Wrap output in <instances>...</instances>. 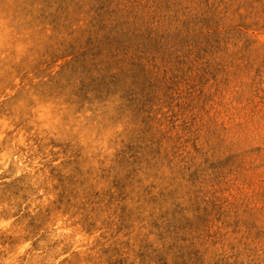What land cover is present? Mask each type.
<instances>
[{"label":"clouds","instance_id":"1","mask_svg":"<svg viewBox=\"0 0 264 264\" xmlns=\"http://www.w3.org/2000/svg\"><path fill=\"white\" fill-rule=\"evenodd\" d=\"M141 252L264 264V0H0V264Z\"/></svg>","mask_w":264,"mask_h":264},{"label":"rangeland","instance_id":"2","mask_svg":"<svg viewBox=\"0 0 264 264\" xmlns=\"http://www.w3.org/2000/svg\"><path fill=\"white\" fill-rule=\"evenodd\" d=\"M140 255L142 257H145L149 261V264H151L152 260H155L156 264H165V258L163 255H159V254L154 255L152 252H141Z\"/></svg>","mask_w":264,"mask_h":264}]
</instances>
